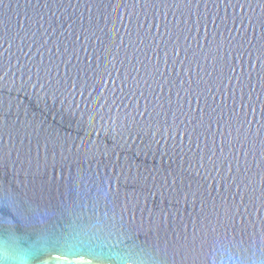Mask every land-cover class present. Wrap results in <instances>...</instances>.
Listing matches in <instances>:
<instances>
[{"label":"water","instance_id":"obj_1","mask_svg":"<svg viewBox=\"0 0 264 264\" xmlns=\"http://www.w3.org/2000/svg\"><path fill=\"white\" fill-rule=\"evenodd\" d=\"M0 260L264 264V0H3Z\"/></svg>","mask_w":264,"mask_h":264},{"label":"clouds","instance_id":"obj_2","mask_svg":"<svg viewBox=\"0 0 264 264\" xmlns=\"http://www.w3.org/2000/svg\"><path fill=\"white\" fill-rule=\"evenodd\" d=\"M0 264H5V262L3 260H0ZM229 264H230V262H229Z\"/></svg>","mask_w":264,"mask_h":264},{"label":"snow or ice","instance_id":"obj_3","mask_svg":"<svg viewBox=\"0 0 264 264\" xmlns=\"http://www.w3.org/2000/svg\"><path fill=\"white\" fill-rule=\"evenodd\" d=\"M3 2V0H0V3H2Z\"/></svg>","mask_w":264,"mask_h":264}]
</instances>
